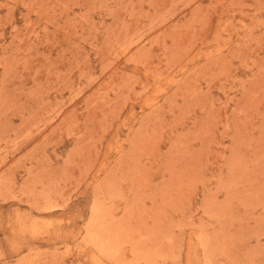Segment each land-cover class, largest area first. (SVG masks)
I'll use <instances>...</instances> for the list:
<instances>
[{"label": "rangeland", "instance_id": "1", "mask_svg": "<svg viewBox=\"0 0 264 264\" xmlns=\"http://www.w3.org/2000/svg\"><path fill=\"white\" fill-rule=\"evenodd\" d=\"M0 264H264V0H0Z\"/></svg>", "mask_w": 264, "mask_h": 264}]
</instances>
